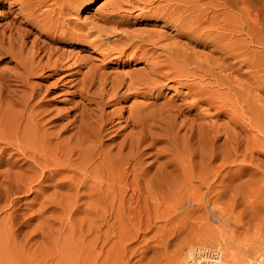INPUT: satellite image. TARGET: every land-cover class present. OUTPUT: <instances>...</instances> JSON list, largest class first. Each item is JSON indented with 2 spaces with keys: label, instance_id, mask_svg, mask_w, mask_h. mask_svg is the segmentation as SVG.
I'll list each match as a JSON object with an SVG mask.
<instances>
[{
  "label": "bare ground",
  "instance_id": "1",
  "mask_svg": "<svg viewBox=\"0 0 264 264\" xmlns=\"http://www.w3.org/2000/svg\"><path fill=\"white\" fill-rule=\"evenodd\" d=\"M2 1V17H21L18 26L14 18L0 25V60L15 61L14 69L0 70V163L18 167L16 181L60 176L59 186L77 190L94 178L107 193L143 175L145 150L157 143L177 157L165 167L181 175L173 188L181 193L201 171L211 193L225 164H251L256 117H264V99L257 104L264 95V0H110L91 20L79 11L97 0ZM135 10L145 25L162 22L176 32L123 28L122 13ZM43 75L59 76L51 88L31 82ZM68 84L83 98L79 112L48 117L45 96ZM170 87L176 99H164ZM222 116L227 121L219 122ZM112 131L120 141L105 146ZM7 149L13 152L5 159ZM225 176L234 183L243 174ZM167 180L159 188H168ZM258 252L264 254V243L241 264Z\"/></svg>",
  "mask_w": 264,
  "mask_h": 264
},
{
  "label": "rangeland",
  "instance_id": "2",
  "mask_svg": "<svg viewBox=\"0 0 264 264\" xmlns=\"http://www.w3.org/2000/svg\"><path fill=\"white\" fill-rule=\"evenodd\" d=\"M109 1L97 0L90 8L79 11V16L91 20L106 11L102 5ZM5 4L0 0V25L14 18L18 26V11L2 17ZM139 13L140 10L122 13L128 15L123 28H154L171 35L176 32L162 26V22L158 26L145 25ZM198 48L202 49L203 44ZM93 55L100 59L96 52ZM14 66L11 57L0 60L1 71ZM58 76L43 75L44 80L36 77L31 82L51 88ZM73 89L68 84L45 96L48 117L66 114L72 119L79 112L76 108L83 98ZM263 96L259 93L258 105L263 104ZM177 97L175 88L170 87L164 99ZM224 121L227 117L222 116L219 122ZM254 129L258 150L251 156L252 165L225 164L219 179L213 181L215 191L211 193L203 187L204 171L199 180L191 179L189 193L173 189L181 185L182 178L165 167V162L177 157L162 151L164 143L146 148L141 164L143 175L122 187L112 186L107 193L103 181L94 178H86L85 186L77 190L59 186L64 181L60 176L16 181L14 172L18 167L0 163V264H241L253 247L264 243V117L257 115ZM105 139V146L120 141L115 131ZM6 152L5 159L13 150ZM155 153L160 156L156 158ZM127 166L131 169L133 163ZM228 173L243 176L231 183L230 176H225ZM222 176L228 180L225 185L220 182ZM163 179H168V188H159ZM247 179L252 183H245ZM229 186L231 191L216 193ZM249 186L260 187V191L248 193ZM259 254L249 257V264L264 257Z\"/></svg>",
  "mask_w": 264,
  "mask_h": 264
},
{
  "label": "built area",
  "instance_id": "3",
  "mask_svg": "<svg viewBox=\"0 0 264 264\" xmlns=\"http://www.w3.org/2000/svg\"><path fill=\"white\" fill-rule=\"evenodd\" d=\"M254 264H264V257L260 258L259 260L255 261Z\"/></svg>",
  "mask_w": 264,
  "mask_h": 264
}]
</instances>
